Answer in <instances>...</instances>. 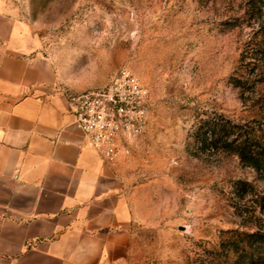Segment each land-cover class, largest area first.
I'll list each match as a JSON object with an SVG mask.
<instances>
[{"label": "rangeland", "instance_id": "374dc122", "mask_svg": "<svg viewBox=\"0 0 264 264\" xmlns=\"http://www.w3.org/2000/svg\"><path fill=\"white\" fill-rule=\"evenodd\" d=\"M7 3L59 88L102 87L127 67L150 90L146 131L114 167L132 210L130 264H227L221 236L243 226L238 211L248 209L233 184L249 180L264 193V178L235 154L203 150L199 127L223 117L264 140V67L242 60L257 25L245 0Z\"/></svg>", "mask_w": 264, "mask_h": 264}, {"label": "crops", "instance_id": "0c3cea01", "mask_svg": "<svg viewBox=\"0 0 264 264\" xmlns=\"http://www.w3.org/2000/svg\"><path fill=\"white\" fill-rule=\"evenodd\" d=\"M124 188L0 0V264H130Z\"/></svg>", "mask_w": 264, "mask_h": 264}, {"label": "trees", "instance_id": "16d2710c", "mask_svg": "<svg viewBox=\"0 0 264 264\" xmlns=\"http://www.w3.org/2000/svg\"><path fill=\"white\" fill-rule=\"evenodd\" d=\"M244 5L248 25H257H254L249 42L252 50L243 52L242 60L249 56L256 66L264 67V0H245ZM234 80L235 85H242L241 78ZM199 130L203 150L235 154L243 164L254 168L259 177L264 178V140L255 130L216 116L203 119ZM233 193L239 200H246L248 209L247 213L238 211L244 219L243 226L223 232L218 256L227 264H264V193L253 182L243 179L234 182Z\"/></svg>", "mask_w": 264, "mask_h": 264}, {"label": "built area", "instance_id": "2783aa9c", "mask_svg": "<svg viewBox=\"0 0 264 264\" xmlns=\"http://www.w3.org/2000/svg\"><path fill=\"white\" fill-rule=\"evenodd\" d=\"M76 125L112 167L131 155L149 122V88L127 67L102 87L67 91Z\"/></svg>", "mask_w": 264, "mask_h": 264}]
</instances>
